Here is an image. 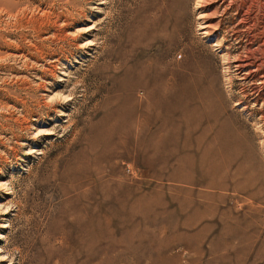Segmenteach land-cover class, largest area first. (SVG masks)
I'll return each mask as SVG.
<instances>
[{"label":"rangeland","instance_id":"obj_1","mask_svg":"<svg viewBox=\"0 0 264 264\" xmlns=\"http://www.w3.org/2000/svg\"><path fill=\"white\" fill-rule=\"evenodd\" d=\"M0 264H264V0H0Z\"/></svg>","mask_w":264,"mask_h":264},{"label":"bare ground","instance_id":"obj_2","mask_svg":"<svg viewBox=\"0 0 264 264\" xmlns=\"http://www.w3.org/2000/svg\"><path fill=\"white\" fill-rule=\"evenodd\" d=\"M180 85H181V89H183L185 84L182 82ZM177 107H178L179 123L181 126H185V124L187 123V119H186L187 110H189V109L186 108V101L183 97L180 98L179 105ZM151 110H153V109H151ZM189 112H191V111H189ZM223 126L227 128V124L225 122L222 123V127ZM225 131H227V130H225ZM197 137L199 140H201V134H198ZM217 151H219V150H217ZM218 165H220V164L218 163L217 160L210 162L209 185L217 187V188H221V189H225L226 187H232V186H234V187L235 186H237V187H246L247 186V184L245 182L243 183V182L236 181L234 179V177H232V176L226 177L224 179L222 177L223 176V173H222L223 170L219 169ZM211 177H212V179H211Z\"/></svg>","mask_w":264,"mask_h":264}]
</instances>
